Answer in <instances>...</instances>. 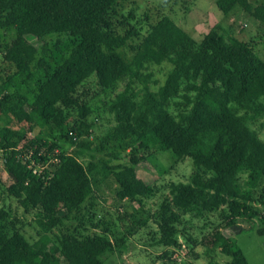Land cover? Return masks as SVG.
<instances>
[{
    "label": "trees",
    "instance_id": "trees-1",
    "mask_svg": "<svg viewBox=\"0 0 264 264\" xmlns=\"http://www.w3.org/2000/svg\"><path fill=\"white\" fill-rule=\"evenodd\" d=\"M116 1L0 0V27L16 32L3 58L18 72L36 59L29 37L68 33L76 38L59 64L37 59L42 77L33 99L9 89L8 79L3 92L0 84V152L12 180L7 193L40 230L31 240L0 209V264H102L100 255L111 240L80 234V225L70 229L65 221L111 175L119 198L141 202L152 195L153 187L137 175L142 157L114 167L99 156L108 149H146L152 142L176 160L189 157L194 167L187 182L168 184L157 208V244L176 246L186 214L220 207L226 227L257 220L256 231L264 235V140L259 136L264 59L245 42L228 43L217 29L196 40L168 15L135 44L134 27L120 34L107 20ZM215 5L223 14L238 6L264 27V0H215ZM122 49L131 52L129 59ZM165 63L170 67L159 84L153 67ZM91 77L100 91L126 79L108 102L113 125L97 144L80 138L90 136L88 124L69 126L66 115L70 108L82 118L90 112L76 93ZM35 128H48V135L30 136ZM32 160L40 172H33ZM209 243L230 257L229 264H248L235 240L220 230L212 232Z\"/></svg>",
    "mask_w": 264,
    "mask_h": 264
},
{
    "label": "rangeland",
    "instance_id": "rangeland-1",
    "mask_svg": "<svg viewBox=\"0 0 264 264\" xmlns=\"http://www.w3.org/2000/svg\"><path fill=\"white\" fill-rule=\"evenodd\" d=\"M162 15L170 16L196 40L210 29H217L228 43L245 42L264 59L263 25L238 6L223 14L215 5V0H117L107 20L112 29L120 34L134 27L138 34L132 37L131 42L137 44ZM15 34L13 27H0L1 91H4L3 83L8 79L9 89L23 93L31 100L36 92V84L42 77L37 59L44 58L52 66L59 64L68 55L76 38L68 33L49 34L41 39L29 37L36 47V59L24 71L18 72L3 58ZM121 53L126 59L131 56L127 49H122ZM169 67L166 63L153 67L159 84ZM125 82L126 79H121L105 91H100L91 77L84 83V88L78 89L76 94L86 101L90 112L82 118L77 108H70L66 110V115L69 126H78L80 121L90 126V136L82 135V140L97 144L109 132L113 120L108 111V102L124 87ZM134 86L137 88L139 85L135 83ZM150 87L156 89L157 86L151 84ZM2 117L0 114V126L4 123ZM39 132L46 137L49 129L39 131L35 128L29 135ZM259 136L264 140V127L259 131ZM71 149L67 146L66 150L70 153ZM1 156L0 152V209L7 210L11 221L34 240L40 230L33 215L24 212L16 198L7 193L12 180L3 169ZM99 156L109 158L114 167L128 163L131 157H142L137 166V175L153 187L154 192L142 198L141 202L119 198V185L111 175L94 189L79 213L76 216L71 214L65 221L70 229L80 225V234L105 235L111 240L112 246L100 255L102 264H229L230 257L209 243L212 232L217 229L235 240L248 264H264V235L256 231L258 221L240 219L235 225L226 227L224 207L186 214L180 226L178 244L173 247L157 244L160 235L156 221L157 208L168 194L170 182H187L190 179L194 167L189 157L176 160L170 150H160L154 142L146 149L137 146L128 150L108 149ZM15 219L22 223H16Z\"/></svg>",
    "mask_w": 264,
    "mask_h": 264
},
{
    "label": "built area",
    "instance_id": "built-area-1",
    "mask_svg": "<svg viewBox=\"0 0 264 264\" xmlns=\"http://www.w3.org/2000/svg\"><path fill=\"white\" fill-rule=\"evenodd\" d=\"M70 134H72L71 131H69ZM31 164H32V170L33 172H40V168L38 169L37 165H36V162H34L33 160L31 161Z\"/></svg>",
    "mask_w": 264,
    "mask_h": 264
}]
</instances>
